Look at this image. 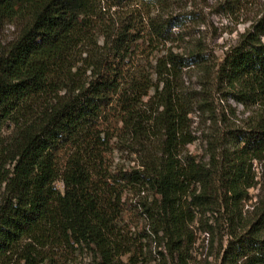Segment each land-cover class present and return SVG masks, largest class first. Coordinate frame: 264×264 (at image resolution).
<instances>
[{
  "label": "trees",
  "instance_id": "obj_1",
  "mask_svg": "<svg viewBox=\"0 0 264 264\" xmlns=\"http://www.w3.org/2000/svg\"><path fill=\"white\" fill-rule=\"evenodd\" d=\"M105 1L0 0V264H19L13 262V253L25 240H31L28 247L33 242L46 246L54 236L96 247L95 264L120 261L91 192L85 162L74 157L61 177L63 194L56 189L59 155L72 144L93 148L100 117L124 84L134 89L153 85L144 69L134 68V56L140 41L154 40L181 42L178 47L183 49H168L155 65L165 100L164 110L154 118L157 130L164 132L161 153L150 154L122 178L152 191L144 212L153 235L161 234L168 255L178 264H189L187 246L195 242L191 225L197 211L208 210L216 224L225 225L219 264H264V198L249 218L241 208L255 184L252 163L264 159V9L239 44L216 62L202 40L187 47L181 32L199 21L187 5L148 0L147 7L156 9L145 15L134 7L115 28L107 16L111 8L122 9L126 0ZM240 1L226 0L220 7L235 12ZM6 25L16 30L9 41L1 39ZM186 67H199L210 76L207 88L225 89L227 97L251 109L241 128L228 130L229 148L219 175L220 166L209 170L192 156L181 157L193 139L183 130L169 78ZM122 120L129 132L145 131L140 121ZM219 178L222 198L215 182ZM71 183L78 188H70ZM213 227L208 224L211 232ZM28 253L26 259L33 250Z\"/></svg>",
  "mask_w": 264,
  "mask_h": 264
},
{
  "label": "rangeland",
  "instance_id": "obj_2",
  "mask_svg": "<svg viewBox=\"0 0 264 264\" xmlns=\"http://www.w3.org/2000/svg\"><path fill=\"white\" fill-rule=\"evenodd\" d=\"M225 1L171 0L177 7L187 5L186 8L193 10L199 17V21L191 23L188 29L181 32L185 36L187 47L190 42L202 40L208 54L216 62L222 61L227 52L239 44L244 33L251 28V24L264 9V0H241L240 7L235 12H230L220 7ZM123 5L120 10L119 7L111 8L107 16L116 23L115 28L120 21H124L128 15L126 12L134 7H138L145 15L146 12L156 9L147 7L151 5L148 0H126ZM104 10L108 12V7ZM142 34L146 35L147 40L146 32L143 31ZM15 35L16 30L6 25L1 39L9 41ZM139 43V51L134 56V68L144 69L146 78L153 85L135 89L126 84L121 87L113 103L100 117L93 148L88 150L83 145L72 144L59 155L61 172L55 187L63 194L66 184L61 177L70 170L69 164L73 158L79 157L90 171L89 186L92 194L98 199L97 208L106 219L105 231L111 241V247L115 250V259L120 260L117 264H178L177 258L174 261L168 255L161 234L160 237L153 235L151 219L144 212V204L148 206L153 199L152 191L146 185L126 181L122 176L124 172L141 167L150 154L161 153L164 132L157 130L154 118L164 110L165 100L162 98L163 84H159L162 77L157 73L155 65L158 58L168 49H183L178 47L181 42L163 43L154 40L152 43ZM209 79L210 76L205 75L199 67H186L169 78L174 86V95L178 96L174 106L178 117L182 118L183 130L188 138L193 139V142L184 147L181 157L192 156L209 170L220 166L216 173L219 175L225 165L222 156L229 148L228 130L241 128L251 109L227 97L223 87L222 91L211 85L207 88L205 81ZM207 84L209 85L208 82ZM122 118L140 121L145 131L140 134L129 132L124 127ZM251 175L255 178V184L248 189L241 203L243 213L248 218L264 198V159L253 161ZM215 182L219 198H222L224 189L221 179ZM78 186L70 184L72 189ZM197 190H201L200 185ZM209 200L215 202L217 199L212 197ZM56 204L55 202L54 206ZM206 207L216 208L213 205ZM219 208L222 210V207ZM212 212H196V219L190 228L195 242L192 246H187L189 264H219L221 240L225 245L227 237L224 236L225 225L222 222L216 224ZM208 224L214 226L213 232L208 230ZM30 242V239L25 240L16 247L13 262L95 264V258L98 257L96 247L87 246L85 243H66L60 236H54L46 246L33 242L34 245L28 247ZM28 250H33V255L26 259ZM31 259L34 260L33 263L30 262Z\"/></svg>",
  "mask_w": 264,
  "mask_h": 264
}]
</instances>
